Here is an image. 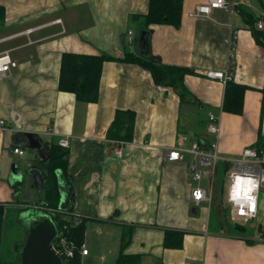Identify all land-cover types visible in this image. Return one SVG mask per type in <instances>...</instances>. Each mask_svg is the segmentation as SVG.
<instances>
[{"label":"crops","instance_id":"1","mask_svg":"<svg viewBox=\"0 0 264 264\" xmlns=\"http://www.w3.org/2000/svg\"><path fill=\"white\" fill-rule=\"evenodd\" d=\"M207 1L182 0L178 25L142 29L128 18L145 14L149 0H0V54L17 64L0 80V173L5 156L18 155L14 147L23 155L30 151L31 167L44 179L39 210L52 222L55 213L75 223L85 220L88 254L81 255L82 264H116L120 254L135 257L127 264H264V188L257 216L239 227L230 219L226 193L221 195L231 164L218 163L211 191L202 178L192 179L189 168L196 162L194 142L207 147L216 141L219 155L231 160L245 147L264 144V44L253 34L264 41V0H227L226 8L194 16ZM126 49L192 68L183 80L186 100L174 87L156 84L149 71L116 60L103 62L96 101L59 90L63 53L120 57ZM208 70L231 71L234 81L248 87L241 113L223 111L226 82L208 77ZM120 109L135 113L122 158L107 136ZM209 113L218 119V134L208 132ZM23 132L44 142L46 159L24 145ZM61 140L68 142L66 175L56 170L59 199L51 208L45 202L52 180L45 164L49 146ZM180 146L182 158L168 160L167 149ZM195 185L210 200L193 201ZM12 186L0 177L1 203L15 202ZM59 186L67 195L65 209L72 188L69 213L59 210ZM168 229L183 234L180 247L164 246ZM124 232L128 242L122 249Z\"/></svg>","mask_w":264,"mask_h":264},{"label":"trees","instance_id":"2","mask_svg":"<svg viewBox=\"0 0 264 264\" xmlns=\"http://www.w3.org/2000/svg\"><path fill=\"white\" fill-rule=\"evenodd\" d=\"M3 11V7L0 5V19L4 15ZM181 15L182 0H149L148 11L145 14H130L128 19L129 21L138 20V28L145 29L151 24H170L176 26L180 23ZM253 34L259 43L264 44V41L255 31ZM105 60L128 62L142 67L151 73L156 84L168 85L177 89L182 101L186 100L187 95V93L184 92V76L188 73L195 72L190 67L164 64L154 58L148 57L142 53H136L135 51H131L129 49H126L124 51V55L120 57H113L105 54L95 55L65 52L61 58L58 82L59 90L72 92L78 100L84 102L96 101L98 98L102 65ZM247 88L248 87L245 84L238 83L233 79L226 81L222 106L223 111L235 114L241 113L244 92ZM134 120L135 113L133 110H117L107 130L108 138L120 141L131 139ZM49 150V160L46 164H44L48 170V176L50 175L52 180L50 181V185L47 189L45 202L48 207L55 208L57 207V200L59 199V196L57 195L58 186L56 182V170H62L66 175L68 150L59 144L50 145ZM42 163L43 162L40 161V164ZM69 188L72 203L73 192L72 188ZM71 203L66 209L67 213L71 211ZM4 211L5 204L0 202V219L3 217ZM53 218V222L56 224L57 230L62 229L68 239L73 240L79 247L82 243H84L86 228L84 219L75 223L63 217L60 213H55ZM182 236L183 234L180 232H175L169 229L165 230L164 246L171 248L180 247L182 243ZM127 242V233L124 232L121 244L122 249ZM133 258L135 257H128L127 255L120 254V256L116 259V264H127L134 261ZM80 262L81 256L78 252H76L75 257L72 260L65 261L63 264H79Z\"/></svg>","mask_w":264,"mask_h":264},{"label":"built area","instance_id":"3","mask_svg":"<svg viewBox=\"0 0 264 264\" xmlns=\"http://www.w3.org/2000/svg\"><path fill=\"white\" fill-rule=\"evenodd\" d=\"M227 5V0H208L205 4L197 5L193 15L196 17L208 16L212 9L226 8ZM258 26L261 27L262 24H259ZM128 33L129 41H132V32L128 31ZM16 65V62L8 53L0 54V80H4L8 77L11 73V69L16 67ZM206 75L211 78H218L224 82L232 79V72L227 70H208ZM208 120V132L218 134L219 124L216 115L214 113H209ZM0 125H3V121L1 120ZM112 144H114L113 149L115 155L118 158H122L124 154V141L113 140ZM59 145L66 147L68 142L67 140H61ZM183 150L185 149L182 146L178 149L168 148L166 158L168 160L180 159L182 158L181 152ZM12 152L18 155H23L25 151L22 148L14 147ZM190 152L196 159V162H192L189 167L192 179L198 182L202 178L200 167L207 168L210 175V191L214 183L218 163L224 159L226 160L225 162L231 164V168L227 173L228 184L226 188V201L230 206L231 221L243 225L257 216L261 190L264 188V144L258 147H245L239 157L233 158L232 160L219 155L216 141L211 142L207 147L194 142ZM238 177L241 178V181L251 179L257 185L256 188L248 193V196L243 195L244 188L247 187L243 182L240 185V194L234 195ZM191 196L195 202H200L205 199L210 200V195L208 196L205 189L198 185H195L192 188ZM249 197H252L253 199H249ZM52 244L56 252L62 257L63 263L72 260L75 257L76 252H78L80 256L88 254V249L85 243H82L80 247L77 246L73 240L66 237L62 229L57 230L56 228V235ZM79 264H82V262Z\"/></svg>","mask_w":264,"mask_h":264},{"label":"rangeland","instance_id":"4","mask_svg":"<svg viewBox=\"0 0 264 264\" xmlns=\"http://www.w3.org/2000/svg\"><path fill=\"white\" fill-rule=\"evenodd\" d=\"M31 163L30 151H27L22 156L11 155L9 157V155H6L4 158L3 170L5 172H1L0 177L10 182L11 186L13 185L12 189L14 193L12 199L15 202L6 203L4 215L0 219V264L14 263L19 260V249L25 240L26 232L29 229L33 216L48 218L47 214L49 213H43L41 209L39 210L40 207H44L40 203L45 196V190L38 189L32 184V176L29 172ZM12 164L17 166L22 172V180L19 182H12L13 180L10 175V167ZM200 168L203 175L201 184L209 188L210 181L206 171L207 168ZM226 187L227 179H225L224 188L221 192L224 198ZM222 221L229 228L225 217L222 218ZM238 226L240 227L241 225Z\"/></svg>","mask_w":264,"mask_h":264},{"label":"water","instance_id":"5","mask_svg":"<svg viewBox=\"0 0 264 264\" xmlns=\"http://www.w3.org/2000/svg\"><path fill=\"white\" fill-rule=\"evenodd\" d=\"M20 139L24 140L27 148L37 149L41 158L46 159L49 156L48 149L44 142L33 133L23 132ZM33 184L40 188L44 183V179L40 174V170L30 167L29 170ZM10 175L13 181L22 180L21 170L14 164L10 167ZM60 201L59 210H66V192L59 186ZM56 235V226L47 217L33 216L31 224L27 230L26 238L19 249L18 264H63L62 257L53 247V239Z\"/></svg>","mask_w":264,"mask_h":264},{"label":"clouds","instance_id":"6","mask_svg":"<svg viewBox=\"0 0 264 264\" xmlns=\"http://www.w3.org/2000/svg\"><path fill=\"white\" fill-rule=\"evenodd\" d=\"M243 182V184H245L247 187L244 188V191H243V195L245 196H248V193L256 188V184L251 180V179H247V180H243L241 181V178H237V181H236V190L234 192V195H239L240 194V185L241 183ZM249 199H253L252 197H249Z\"/></svg>","mask_w":264,"mask_h":264},{"label":"bare ground","instance_id":"7","mask_svg":"<svg viewBox=\"0 0 264 264\" xmlns=\"http://www.w3.org/2000/svg\"><path fill=\"white\" fill-rule=\"evenodd\" d=\"M232 48V47H231ZM51 210V209H50ZM54 212V211H53Z\"/></svg>","mask_w":264,"mask_h":264}]
</instances>
